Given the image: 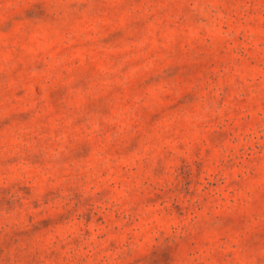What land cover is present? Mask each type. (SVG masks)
<instances>
[{"label":"clouds","instance_id":"1","mask_svg":"<svg viewBox=\"0 0 264 264\" xmlns=\"http://www.w3.org/2000/svg\"><path fill=\"white\" fill-rule=\"evenodd\" d=\"M0 264H264V0H0Z\"/></svg>","mask_w":264,"mask_h":264}]
</instances>
